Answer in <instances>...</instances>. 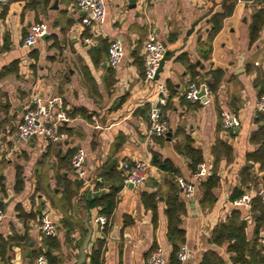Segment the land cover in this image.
I'll use <instances>...</instances> for the list:
<instances>
[{
  "label": "crops",
  "instance_id": "0c3cea01",
  "mask_svg": "<svg viewBox=\"0 0 264 264\" xmlns=\"http://www.w3.org/2000/svg\"><path fill=\"white\" fill-rule=\"evenodd\" d=\"M33 1V7H24L25 0H12L8 10V4L0 5V207L7 214L0 240L12 239L7 260L0 254V264H36L38 256L34 257V252L48 248L38 230L44 213L52 216L58 228L60 247L54 252L60 264H77L81 257L79 241L83 227L88 231L87 225L93 230L87 264L98 238L105 239L103 264H147L158 248L163 249L169 264L172 245L164 195L167 188L163 184L168 174L151 161L153 152L169 159L177 168V186L179 176L194 179L197 167L194 170L191 160L177 150L183 140L180 130L192 137L193 146L203 155L201 162L212 172L217 140L233 148L232 159L220 161L213 204H202L204 180L197 181L196 194L189 200L178 186L180 199L186 204L182 215L186 241L180 248L190 250L189 260L181 264H199L208 250L217 251L225 264L234 262L227 245H216L210 239L214 227L227 221L236 208L231 199L236 187L253 195L264 186L255 182L243 186L241 181V170L253 163L247 154L258 148L251 135L261 125L256 121L255 105L261 94L255 80L259 73L264 75V28L251 43L250 25L253 13L264 8V2L237 0L232 15L213 39L210 57L204 58L201 43L207 41L212 29L211 17L224 10L227 0H106L105 21L90 26L84 22L87 13L77 8L75 0ZM197 21L194 31L188 34ZM38 22H46L48 32L34 45L25 47L31 24ZM150 32L166 43V52L174 51L159 79L170 93L163 113L170 129L162 136L148 135L150 105L157 94L156 82L146 80L143 74L144 46ZM114 39L122 42L125 53L115 69L108 63L109 45ZM182 53L197 65L195 80L178 59ZM11 64L13 71L2 76L3 68ZM215 69L224 72L217 91L209 89L206 101H192L187 95L189 85L209 83ZM35 95H58L61 108L70 116V121L59 126V132L65 134L61 141L41 136L29 142L19 139L17 125ZM222 110L235 116V125L226 130L221 125ZM78 147L87 151L88 181L77 178L70 168ZM60 157H66V167L60 172L79 185L70 206L64 204L63 188L58 186ZM140 159L150 162L144 186H125L123 162ZM18 167L22 168L21 189H16ZM114 167L117 177L105 180L103 173ZM254 170L253 176H257L258 166ZM120 181L123 186L117 194L112 227L104 233L96 221L100 208H88L87 201ZM144 192L157 193L156 221L154 211L142 199ZM242 207V216L248 222L246 235L251 239L256 215L251 211L252 203ZM22 212L32 216H21ZM69 222L75 227L67 238ZM25 236L27 240L20 239ZM259 241L264 247V229Z\"/></svg>",
  "mask_w": 264,
  "mask_h": 264
},
{
  "label": "trees",
  "instance_id": "16d2710c",
  "mask_svg": "<svg viewBox=\"0 0 264 264\" xmlns=\"http://www.w3.org/2000/svg\"><path fill=\"white\" fill-rule=\"evenodd\" d=\"M26 4L24 7H33V0H25ZM50 0H45L48 3ZM260 2H264V0H257ZM12 0H9L7 7L5 6V10H8V6ZM237 0H227L224 4V10L222 12H217L211 17L212 29L209 32L208 39L206 42L201 43V53L202 57L209 58L212 52V42L216 34L221 30L224 20L232 15ZM264 28V8L261 7L257 9L252 15V22L250 25V40L251 43L255 42L259 36L260 31ZM175 36H172V40ZM110 46V45H109ZM178 59L181 60L186 66L188 71H190L192 75V79H196L198 75L197 65L192 63L186 53H182L178 56ZM140 64V63H139ZM13 64L10 66H6L3 68L2 76L13 71ZM145 75V68L144 73ZM212 77L208 83L209 89L213 92H216L222 77L223 70L215 69L211 72ZM194 82H197L194 81ZM255 85L260 87V94H264V75L259 73L256 80ZM169 86V85H168ZM171 87V85H170ZM168 104V103H167ZM167 106V105H166ZM165 106V107H166ZM1 107V104H0ZM165 107L163 108V113L165 111ZM256 121L261 123L260 127L254 131L251 135V141L254 144L258 145V148L254 151H251L247 154V159L253 161L252 164H247L241 170V181L243 186H248L251 182H255V184L262 183L264 185V111L258 112ZM222 125V121H221ZM179 133L183 134V140L180 144L177 145V150L179 153L183 154L187 158L191 160V166L195 170L198 163L203 161V155L200 150L196 149L193 146V139L190 135H187L180 130ZM213 153L215 156L214 169L212 174L207 177L204 181H202L203 187V199L202 204L211 205L216 201V197L213 193V189L219 183V175L218 169L219 164L222 158H226L228 161L233 157V148L232 146L222 140H217L216 144L213 148ZM74 155V154H73ZM60 165L58 167V186H62L63 188V201L64 204L70 206L72 198L78 194L79 185L76 181L71 180L66 177L65 172H60L62 168L66 167V157H60ZM152 164L158 166L163 171H166L168 175L164 178L163 184L165 185V200L167 203L166 214L169 220V228H168V239L172 245V252L170 254L169 264H181V262L177 258V252L180 249V246L186 241V232L182 227V215L186 212V204L184 201L180 199L179 189L177 183L175 182L174 173L177 171V168L173 165V163L169 159H162V156L158 152H153ZM258 166L257 176H253L255 173L254 167ZM112 168L109 172L103 173V177L105 180L110 181L112 178L117 177L118 170ZM255 179L257 180H254ZM259 179V180H258ZM17 181L18 188H22V168L18 167L17 172ZM100 185V184H98ZM41 182L38 181V188H40ZM123 186V181H120L117 185H112L108 192H103L99 195L90 196L87 201L88 208L99 207L100 214H103L107 217V223L104 228V233H108L112 227V217L114 210L117 205V194ZM244 194V190L240 187H236L231 196L232 200H235L241 197ZM53 198V197H51ZM142 199L146 205V207L151 208L154 211L155 221H156V203H157V193H147L144 192L142 194ZM52 202H55L52 199ZM55 204V203H54ZM0 206H2L0 204ZM242 206H236L233 210L231 216L227 221L221 222L217 224L211 235L210 242L223 246L227 245V251L233 254V260L235 263L242 264H264V247L262 243L259 241L260 231L264 229V204L262 203L259 197H255L252 200V208L251 211L256 215V225L254 229V236L251 239L247 238L246 235V227L247 221L242 216ZM21 216H32L26 215L23 212ZM130 222L126 221V224ZM67 226V238H69L72 229H74V223L69 222L66 224ZM83 237L79 241V244L83 242V238L87 231L86 227H83ZM21 240H27V236L20 237ZM46 244L48 246L47 250H45V254L48 258L49 264H60V258L58 254L54 252V250L60 247V242L57 237H45ZM12 240V239H11ZM11 240H6L1 238L0 240V254L3 260H7V251L11 246ZM105 244L104 238H98L95 247H93L92 252L90 253V264H103V246ZM156 246H154L155 248ZM153 248V249H154ZM42 253V250L39 249L34 252V257L39 256ZM199 264H225V259L215 250H208L204 252L203 258Z\"/></svg>",
  "mask_w": 264,
  "mask_h": 264
},
{
  "label": "built area",
  "instance_id": "2783aa9c",
  "mask_svg": "<svg viewBox=\"0 0 264 264\" xmlns=\"http://www.w3.org/2000/svg\"><path fill=\"white\" fill-rule=\"evenodd\" d=\"M77 8L87 13L84 17L86 25L90 26L94 22L103 23L107 15L106 0H75ZM247 1V0H246ZM254 1V0H248ZM9 0H0V5H6ZM48 32V24L46 22L32 23L29 34L24 39V46L30 47L34 45L38 39L43 37ZM90 43V40H87ZM166 53V47L160 39H158L155 32H150L147 36L144 46V64H145V78L148 81H155L157 86V94L154 101L151 102L149 110V136L165 135L170 125L168 120L163 115V108L168 103L170 96L169 90L165 82L156 79V74L160 66V62ZM125 56L123 44L120 40L114 39L109 46V60L108 63L112 68H118ZM205 90L204 95H200L201 90ZM209 85L208 83L189 85L187 95L192 101L204 100L203 97H208ZM204 100V101H206ZM257 112L264 111V94L260 96L255 105ZM70 121V116L60 106L58 95L43 97L35 95L32 100V105L26 109L21 121L17 125L18 137L24 142H29L32 138L41 136L52 141H61L65 136L64 133L59 132V126L62 123ZM221 121L223 129H229L235 125V116L229 110H222ZM87 151L83 147H78L75 151L70 168L74 171L77 178L87 180L88 168L86 165ZM122 167L125 171L124 185L132 184L134 188H141L144 186L148 174L150 162L148 159H140L135 161H124ZM212 174V169L205 162H200L197 165V170L194 173V179H188L183 176L177 178L178 186L184 197L189 200L194 198L197 189V181L207 179ZM259 197L264 204V186L258 187L255 193L244 194L235 199L233 204L235 206L250 207L252 199ZM6 211L0 207V228L6 218ZM96 221L101 228H105L107 217L100 214L96 217ZM39 232L44 237H56L58 235V228L52 216L44 213L40 217ZM190 250L186 246H182L177 253V258L181 263L189 260ZM36 264H49L45 252H42L36 259ZM147 264H168L165 253L162 248H158L151 253ZM229 264H242L229 262Z\"/></svg>",
  "mask_w": 264,
  "mask_h": 264
},
{
  "label": "water",
  "instance_id": "95a60500",
  "mask_svg": "<svg viewBox=\"0 0 264 264\" xmlns=\"http://www.w3.org/2000/svg\"><path fill=\"white\" fill-rule=\"evenodd\" d=\"M198 23H199V21H197L196 23L193 24V26L191 27V31H189L188 34H190L191 32L194 31V29H195V27H196V25ZM165 46H166V43H165ZM173 54H174V51H172V50L171 51L169 50V51L166 52V54L164 55L163 59L160 62V66H159L157 74H156V79H160V73L163 70L165 62L167 60H169L170 56L173 55ZM204 94H205V90L203 89V90H201L200 95H204ZM203 99L206 100V97H203ZM129 186L132 187L133 185L129 184ZM87 228H88V231H87L86 236H85V238H84V240H83V242H82V244L80 246V255H81V257L78 260L77 264H87L86 263L87 249L89 247V242H90V240L92 238V232H93L92 228L89 225H87ZM31 255H32L31 251L28 252V257H31Z\"/></svg>",
  "mask_w": 264,
  "mask_h": 264
}]
</instances>
